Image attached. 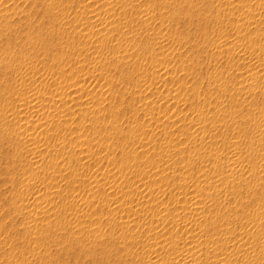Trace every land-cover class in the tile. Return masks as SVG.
Instances as JSON below:
<instances>
[{
  "label": "rangeland",
  "instance_id": "rangeland-1",
  "mask_svg": "<svg viewBox=\"0 0 264 264\" xmlns=\"http://www.w3.org/2000/svg\"><path fill=\"white\" fill-rule=\"evenodd\" d=\"M184 252L264 264V0H0V264Z\"/></svg>",
  "mask_w": 264,
  "mask_h": 264
},
{
  "label": "bare ground",
  "instance_id": "bare-ground-1",
  "mask_svg": "<svg viewBox=\"0 0 264 264\" xmlns=\"http://www.w3.org/2000/svg\"><path fill=\"white\" fill-rule=\"evenodd\" d=\"M39 96H40V95H39ZM49 97H50V96H49ZM52 97H53V96H52ZM37 98H38L37 93L34 92L33 95H31V99H37ZM49 99H50V98H49ZM58 99H59V97H58ZM70 99H71V98H70ZM51 100H52V98H51ZM54 100H55V99H54ZM36 111H38V109H36ZM36 149H37V148H36ZM231 159H233V158H231ZM231 159H230V160H231ZM234 159H235V158H234ZM231 162H232V161H231ZM231 162H230V166H231V169H232V168H233V167H232L233 165L231 164ZM233 162H235V161H233ZM233 162H232V163H233ZM230 166H229V167H230ZM232 170H233V169H232ZM196 203H198V199L194 198L193 201H192V206H191V207L195 209V208H196ZM188 242H189V241H188ZM190 245H192V244H190ZM186 247H189V246L187 245ZM190 248H192V247L190 246ZM190 248H188L189 250L186 248L187 250H183V251H186V252L191 251L192 249H190ZM195 250H196V249L194 248L193 251H195ZM183 251H182V252H183ZM182 252H180V253H182ZM186 252H184V254H185ZM190 254H191V253H190ZM185 255H188V254H185ZM191 255H192V254H191ZM193 255H195V254H193ZM188 256H189V255H188ZM188 256H187V257H184V261H185V262L182 261L183 264H189V263H187V262L190 261V260H192L191 258H192L193 256H192L191 258H190V256H189V257H188ZM194 257H195V256H194ZM182 258H183V256H182ZM182 260H183V259H182ZM181 264H182V263H181ZM224 264H225V263H224Z\"/></svg>",
  "mask_w": 264,
  "mask_h": 264
}]
</instances>
